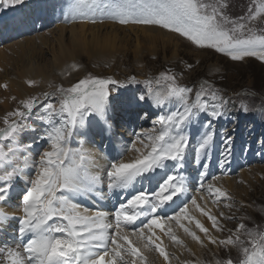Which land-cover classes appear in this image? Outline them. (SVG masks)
I'll return each instance as SVG.
<instances>
[{
	"label": "snow or ice",
	"instance_id": "6c2138e0",
	"mask_svg": "<svg viewBox=\"0 0 264 264\" xmlns=\"http://www.w3.org/2000/svg\"><path fill=\"white\" fill-rule=\"evenodd\" d=\"M22 3L24 0H0L4 7ZM228 7V0H73L63 16L66 23L95 24L107 19L122 25L158 26L233 61L252 57L264 62V28L254 26L255 21L264 17V0H252L247 13L239 17L230 16ZM130 81L141 83L134 76ZM27 83L35 86L37 82ZM143 83L146 94L137 102L151 100L162 108L175 101L179 107L159 115L152 128L135 133L128 151L135 150L138 156L130 161L123 155L113 157L103 175L93 170L95 159L84 147V141L80 140L78 147L72 143L74 137L86 134L82 129L93 123L102 131L111 130L109 86L123 87L120 81L89 74L70 87L60 85L53 92H44L45 100L57 97V103L43 105V114L37 117L42 129L29 143H21L20 137L26 131H36L27 121L40 106V98L22 100L20 107L6 114L5 127H0V203L10 199L14 181L26 174L31 178L26 180L21 195L19 217H10L0 208V231L10 219H18L15 243L0 244V264H147L145 252L153 251L165 264H172L175 254L166 250L157 229L183 246L173 227L178 225L194 241L206 246L204 239L188 226L193 223L208 243L225 250H239L238 260L218 258L215 264H264V230L258 226L248 228L241 222L220 238L211 231L225 232L222 220L234 217L222 211L219 216L206 211L195 196L176 204L189 192L188 180L180 174L191 140L188 127L200 113L211 117L195 148L199 163L207 157L216 137L212 120L225 115L228 101L207 83L201 85L193 99V88L182 85L170 69ZM3 87L6 89L7 85ZM242 107L248 110L247 106ZM40 141L47 148L33 158L32 152ZM232 143V136L226 132L221 168L230 162ZM170 163L173 170L157 181L152 191H129L139 179H151L150 173L166 169ZM201 167V177L207 176V165ZM219 179L212 177L213 181ZM105 184L110 192H128L113 213L93 212L76 202V197L97 193ZM199 189L206 191L213 203L227 201L225 207L233 206L232 197L221 187L201 181ZM173 205L169 213L168 208ZM190 205L210 221L211 229L190 215ZM137 221L141 222L138 226ZM242 235L247 239H242Z\"/></svg>",
	"mask_w": 264,
	"mask_h": 264
},
{
	"label": "rangeland",
	"instance_id": "374dc122",
	"mask_svg": "<svg viewBox=\"0 0 264 264\" xmlns=\"http://www.w3.org/2000/svg\"><path fill=\"white\" fill-rule=\"evenodd\" d=\"M30 1L31 0H29V3ZM51 1L52 0L49 1V5L46 4L45 7L41 6V9L47 8L49 17H51L50 14L53 10V7H50ZM63 1L69 5L73 2V0ZM251 3L252 0H228L229 7L226 11L232 17L243 16L247 13V9ZM25 7L28 8V6ZM108 22L120 26L133 25H122L113 22L112 20ZM61 25L64 24H56V26ZM31 26H35V28L37 27L35 23L31 24ZM56 26L52 25L47 31L40 32L51 37L48 46L43 48L44 52H47V58H53V52L58 50V44L56 41H53V35L51 34L53 33V30L57 28ZM254 26L257 28H264V17L255 21ZM110 29L111 28H107V30ZM30 32L32 31H29V33ZM167 32L169 31L167 30ZM126 33L129 34L126 35L128 40L119 39L113 49L110 48L106 51L107 55L102 56L101 58H93L87 51L79 52L80 62L77 66L78 68L62 74V80L56 79L57 81L54 83H41L42 85L35 84V86L26 85L23 91L18 90L19 88H15L17 87L16 85H18L17 83H12L11 85L10 80L7 81L8 79L17 77V74L13 73V70H15L16 67L15 62L18 59V53H14L12 49L2 50L3 53L7 50L5 54H8L12 60L9 64L7 63L8 65L6 66L7 71H10L9 74H11L8 75L6 80L1 77L6 69L4 65H0V79L2 80H0V127H5L4 118L6 114L20 107V102L22 100L34 96L39 97L41 103L37 109H34V113L38 116L42 115L44 104L48 102L57 103V97H50L48 100H45L42 95L44 92H53L60 85H63L65 88L70 87L72 84L85 78L89 74L102 78L112 77L123 84V87H120L119 85L109 86L112 90V96L110 97V103L112 104L110 109L115 110L116 114L121 113L119 106L123 104L121 100L123 94L134 92L136 98L145 95L146 85L143 81L149 78H154L165 70L170 69L172 73L178 76L179 82L182 85L193 88V99L195 98V92L201 87V85L207 83L212 86L213 90H217L218 94L228 101L225 115L219 119L212 120V127L216 132L215 139L220 141L219 147L224 146V136L226 132L232 136L233 143L230 157L231 160L228 165L237 169V173L230 177L235 182V187L233 190L227 191L232 197L230 203H232L233 206L227 208L224 204L228 202L222 201L216 208L217 216H219V213L222 211L227 216L234 217V219L223 220L224 223L226 222L224 224L225 227H227L226 231L218 233L213 230L215 233H213V235L224 238L229 234L227 229L234 230L241 222H243L248 228L258 226L259 229L264 230V62L252 57L245 58L243 61H233L228 56L218 53L213 49L199 48L186 38L181 37L174 32L172 33L176 34L178 37L173 36L170 37L169 41H165V43L164 41H159L157 44L148 41V37L143 36L141 31H139L140 35L138 39L130 30H127ZM65 35L68 42V32H66ZM119 36L123 37L124 32H120ZM15 49L17 52L19 51L17 47ZM5 61L7 62V60ZM188 65H191L192 67L189 68ZM133 76L136 80L141 81V83L131 82L130 78ZM66 78H69V83L65 81ZM5 84L7 85L6 89L3 87ZM47 84H52L51 87L47 88V91L40 90V87ZM38 85L41 86L39 87ZM142 103L143 108L140 110V114L145 116L150 113L149 100H145ZM242 105L247 106L248 110L244 111ZM177 107H179V104L175 101L166 104L161 109L158 107L153 109L151 107L150 109L153 111L160 109V113L153 116L150 114L146 119L149 120L151 118V122H153V120L158 119L159 115L175 110ZM245 114L246 121L244 120ZM210 119L211 117L206 113H200L199 116L193 120L188 127L192 141L199 142L200 136ZM27 123L30 126L39 125L28 121ZM153 126L154 122L153 125H148L147 128L150 129ZM155 126L158 127V125ZM116 129L115 126V129H113L114 136L117 132ZM40 131L41 129L38 130L37 133ZM37 133L27 137L24 132L20 137V142H31ZM100 137H102V135H100ZM22 140H24V142ZM131 142L126 144H132ZM46 147L47 144L45 143L39 147L36 145L34 152H32L33 158L35 154L37 156V153ZM252 168L255 170L257 168L261 169L257 174L254 173L247 179H244L240 173L242 171H250ZM29 177L31 178L30 175ZM19 180L18 184L21 183V180L20 182ZM25 185H23L24 188ZM20 194L22 193L20 192L15 195H10V197L15 200ZM15 202L17 203V201ZM19 203H21V200ZM0 204L3 205L5 203ZM241 238L245 240L247 239L243 235ZM202 239H204L206 246L201 247L204 249L203 255L207 259L202 260L200 257L194 256L190 260H183L184 263L189 262V264H199V262L202 261V264H212V260L215 263L218 258L221 260L228 257H231L233 260H238L240 258V252L237 248L230 247L228 250H225L223 247L214 246L208 243L204 235ZM185 246L186 245H184V247ZM217 250L220 252L219 255L216 254ZM185 252L191 254L193 253V250L188 249L187 246L185 247ZM161 259L163 260L162 257Z\"/></svg>",
	"mask_w": 264,
	"mask_h": 264
},
{
	"label": "bare ground",
	"instance_id": "6f19581e",
	"mask_svg": "<svg viewBox=\"0 0 264 264\" xmlns=\"http://www.w3.org/2000/svg\"><path fill=\"white\" fill-rule=\"evenodd\" d=\"M50 0H31L30 3L28 0H24V3L22 5L28 6L31 4L32 7H37L41 4L42 7H45L46 4L49 5ZM22 5H17L15 7H4L2 6L0 8V18L1 19H8L9 21L13 19V16L16 17V13L24 12V8L27 9V7L22 8ZM40 6V8H41ZM50 7H53L52 13L50 14V20H53V14L61 10V5L58 0H56V3L53 5L51 4ZM42 13V12H41ZM55 18V17H54ZM56 18H59V13L56 15ZM36 25V24H35ZM107 28H111L110 30H107ZM29 31H32L30 28H28ZM131 31L138 39L139 37V31H141V34L143 36L148 37V41L151 43L157 44L159 41H169L170 37L177 36L176 34L172 32H167L166 29L158 27V26H151V25H128V26H120L116 25L112 22H102V23H87V22H77V23H68L61 26H57L55 30H53V41H56L58 44V50L54 53L53 58H47L43 48L48 46L49 42L51 41L49 36L44 35V33H40L38 31H35L36 34L33 37H27L25 40L20 42H15L6 49H12V51L15 53H18L17 60L15 62V70H13V73L17 74L16 78L8 79L10 80V83H17L18 90L23 91L26 85H29L27 82L29 80L36 81V84L41 83H54L57 81L56 79H61V75L64 73H68L71 70H74L75 68H78L79 59H80V53L83 51L89 52L91 57L93 58H101L102 56L107 55L106 51L110 48H114L115 44L119 39H126V35H129L126 33V31ZM68 32V42L65 33ZM120 32H124V36L120 37ZM178 37V36H177ZM131 38V37H129ZM180 38V37H179ZM181 39V38H180ZM145 40V39H144ZM182 40V39H181ZM187 42V41H186ZM188 43V42H187ZM184 44V43H182ZM189 44V43H188ZM54 46V45H53ZM18 48L19 51L17 52L15 48ZM7 51V50H6ZM5 51V52H6ZM3 53L2 49L0 50V65H4L6 71L2 73V79L6 80L9 72L7 71L6 66L9 64V62L12 60L11 57L8 56V54ZM7 58V59H6ZM7 60V62L5 61ZM9 60V61H8ZM8 63V64H7ZM75 66V67H73ZM4 69V70H5ZM60 75V76H58ZM0 77V78H1ZM15 77V76H14ZM1 80V79H0ZM69 78H66L65 81L68 82ZM2 81V80H1ZM69 83V82H68ZM15 85V84H14ZM42 85V84H41ZM40 85V86H41ZM52 85V84H51ZM39 86V85H38ZM39 86V87H40ZM49 87V85H43L40 87V90H46ZM29 88V87H28ZM35 88V87H34ZM37 88V87H36ZM137 88V87H136ZM30 89V88H29ZM33 89V88H32ZM39 89V88H38ZM16 90V89H15ZM28 91V89H27ZM17 92V90H16ZM29 92V91H28ZM133 92V91H132ZM21 94V93H20ZM134 92L130 94V96H133ZM1 95V94H0ZM26 95V94H25ZM24 95V96H25ZM124 95V94H123ZM141 95V94H140ZM1 97V96H0ZM144 102V101H142ZM149 106L153 109H156L157 107L152 103L151 100H149ZM149 108V112L158 115L160 113L159 110H151ZM91 119V118H90ZM146 127V126H145ZM113 129H115V121L112 120V128L111 130H107L106 134H102L103 138L105 139L107 136L109 138L108 142L109 145H111V142H113V138L110 136L113 133ZM82 132L86 133L83 136H76L73 138V141L80 140L84 141V147L88 149V151L93 155L95 159V166L93 168L94 171L99 172L101 175L104 174L106 171L109 163L113 159V157L119 156V147L121 149L122 155L124 156V159L126 161H130L138 156V153L135 150L128 151L127 144H125L120 138H118V146L112 145L111 149H104L106 147L101 148L100 139L94 140V135L98 132H103L100 128V126L96 123H93L90 127L82 129ZM117 131V129H116ZM124 131H122L123 133ZM114 136V135H113ZM128 136V135H126ZM33 138V137H32ZM133 143V142H131ZM137 147H141L139 143H137ZM107 152L113 154L110 158L107 155ZM33 154V153H32ZM258 167V166H257ZM260 167V166H259ZM261 168H257L256 170L252 168L250 171H242L240 174L244 179H247L254 173H258ZM249 175V176H248ZM27 179H30L29 175L26 174L25 177L21 180V183L18 184V180L13 182V190L11 191L10 195H15L17 193H22L24 190L23 185H25V182ZM235 179V178H234ZM19 180V182H20ZM216 187H221L223 190L231 191L235 187V182L233 179L229 178V176L221 177L219 181L213 182ZM23 187V190H22ZM237 191V190H236ZM97 194L104 195L101 188L97 190ZM21 195V194H20ZM191 196V192H188L186 196L182 198V200H188ZM87 196H81L76 197V202L80 203L82 207H84L82 201L83 198ZM248 197V196H247ZM197 202L199 203V198H197ZM204 205L211 210V212L215 215L217 214L216 208L218 207L217 204H213V200L210 199H204L203 200ZM16 202L14 199H8L7 202L3 205L0 204V208L2 207L5 212L9 214L10 217H15V214L21 213L19 210H16ZM200 204V203H199ZM201 207V206H200ZM22 214V213H21ZM190 215L196 217V219H199L206 227L211 229V223L207 220L206 217H204L199 210L195 208V206L190 207ZM226 223V222H225ZM192 230L196 231L198 235L203 237V234L199 232V230L195 229L194 223L191 225H188ZM230 226V225H229ZM18 227V219H10L7 224L2 226V231H0V244L7 241L9 243H15V229ZM227 228V227H226ZM175 234L184 242L185 247L188 246V249H192L193 253L187 254L185 252L184 245H176L174 242H172L169 238H165L166 236L159 232L157 229V234L162 236V239L164 240V244L166 246V249L169 253H174L175 255L172 257V264H186L183 262L186 259L190 260L194 256L200 257L202 260L207 259L204 254V249L201 247L199 243L194 241L190 236H188L186 233L183 232V229L179 228L176 229L174 227ZM213 230L211 231V234L213 235ZM215 234V233H214ZM218 235V234H217ZM219 251L217 250L216 254L219 255ZM145 255L148 257L147 264H165L164 260L161 259V257L156 252H145ZM195 259V258H194ZM204 262V261H203ZM199 264H202V261L199 262ZM212 264H215L212 260Z\"/></svg>",
	"mask_w": 264,
	"mask_h": 264
}]
</instances>
